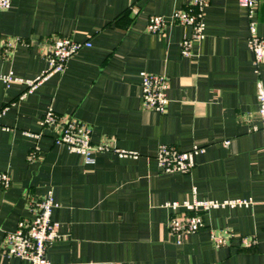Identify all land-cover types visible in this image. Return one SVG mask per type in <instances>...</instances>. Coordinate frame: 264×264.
I'll use <instances>...</instances> for the list:
<instances>
[{"label": "crops", "instance_id": "0c3cea01", "mask_svg": "<svg viewBox=\"0 0 264 264\" xmlns=\"http://www.w3.org/2000/svg\"><path fill=\"white\" fill-rule=\"evenodd\" d=\"M186 7L187 0H12L0 10V76L37 78L55 38L92 43L24 97L25 85L0 80V171L12 180L0 189V264H30L4 257L1 243L48 190L61 233L48 248L50 264H264V143L252 130L260 126L264 59L257 68L238 0H210L205 38L183 56L192 29L170 21ZM154 15L168 21L161 34L147 31ZM256 19L264 37V0ZM7 40L17 42L6 52ZM141 72L167 78L165 113L143 107ZM49 109L89 125L93 145L109 142L127 155L95 152L87 164L55 143L59 127L41 125ZM161 144L202 151L190 173L168 174L156 161ZM195 199L251 203L200 211L204 227L177 244L165 203ZM222 229L233 237L217 247L210 232Z\"/></svg>", "mask_w": 264, "mask_h": 264}, {"label": "built area", "instance_id": "2783aa9c", "mask_svg": "<svg viewBox=\"0 0 264 264\" xmlns=\"http://www.w3.org/2000/svg\"><path fill=\"white\" fill-rule=\"evenodd\" d=\"M210 0H187V7L183 10L175 11L172 15L171 23L189 26L192 29V36L184 39L181 44V52L185 57L192 56V45L194 41H201L205 38L204 11L209 6ZM239 6L247 11L249 37L248 43L253 51L255 65L258 68L264 59V37L257 33L256 9L257 0H238ZM12 6V0H0V10H8ZM168 25V21L159 15L151 16L147 31L152 34H161ZM11 40L5 41V51L11 50L16 44ZM90 41L80 42L68 37H58L53 40L49 50L46 52L48 69L35 79H22L14 76L12 72L0 76V80L7 85L11 83H21L26 86L27 94L33 93L43 82L50 79L55 74L64 72L67 62L71 57L78 53L82 48H90ZM141 101L145 109L158 113H165L169 99L167 95L168 80L164 75L152 74L148 72L140 73ZM258 98V119L260 126L254 125L253 131H260L264 143V84L257 82ZM44 127H59V132L55 143L66 146L71 152L80 155L87 164L94 163L93 155L95 152L114 151L120 155H127L114 147L112 143L105 142L93 145L91 140L92 129L85 123L78 122L72 118L57 115L49 109L41 120ZM31 137L39 135L29 134ZM200 151L199 147L194 146L189 151H184L176 146L161 144L158 146L156 161L164 173L188 174L194 168V157ZM36 157L35 150L29 154V160ZM11 177L0 171V189H7L11 186ZM249 200H197L193 202L184 201L183 203L174 201L165 203V207L173 211L169 220V230L177 244H182L189 235L195 234L204 227V220L200 211L205 212L212 209L224 207H247ZM57 207L53 191L48 190L45 195L30 201V218L21 219L17 228L5 234L1 243V253L6 258H19L26 260L30 264H50L47 258V251L50 245L61 237L60 224L53 219V211ZM185 211L180 213L179 210ZM211 238L217 247L229 244L233 233L228 229L211 231Z\"/></svg>", "mask_w": 264, "mask_h": 264}]
</instances>
